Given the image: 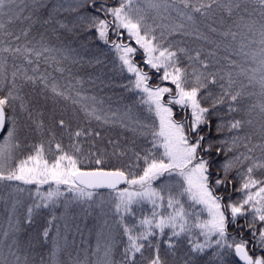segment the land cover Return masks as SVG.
Listing matches in <instances>:
<instances>
[{
  "label": "snow or ice",
  "instance_id": "snow-or-ice-1",
  "mask_svg": "<svg viewBox=\"0 0 264 264\" xmlns=\"http://www.w3.org/2000/svg\"><path fill=\"white\" fill-rule=\"evenodd\" d=\"M0 264H264V0H0Z\"/></svg>",
  "mask_w": 264,
  "mask_h": 264
},
{
  "label": "trees",
  "instance_id": "trees-1",
  "mask_svg": "<svg viewBox=\"0 0 264 264\" xmlns=\"http://www.w3.org/2000/svg\"><path fill=\"white\" fill-rule=\"evenodd\" d=\"M64 16L67 18L66 22H70L72 17L69 16L68 14H64ZM84 40V37L81 36L78 32V30H76V34L73 33H64V37H63V45L68 46L69 48H75L77 49V52H69L70 56H74L79 58V56H84L85 57V67L83 69L80 68L79 65H75L72 64L71 61L66 62L67 65L69 67H71L73 69V74L77 77H82L84 78V80L86 81L84 88L87 89V93L88 95H96L98 98H103L104 99V108H107L110 104L112 105L113 109L117 106V102L119 100V96L120 93L122 91V89L119 88H109V87H105L103 84H100L99 82H97V85H91L89 83H87L88 80V76L91 74L93 76L96 75H101L100 71H99V66L97 68H91V67H87L86 65V59L90 58L93 54L99 55V52H96L95 49H93V51L91 52H86L84 50V48L81 47V42ZM60 43V42H58ZM111 54H109V59H110ZM111 64L109 63V66L107 69H105V73L106 75L104 76L105 79H110L111 77H113L115 75V73H113L111 71ZM49 71H51V69H49ZM59 75V74H56ZM116 79H119V77L117 76ZM101 89H103V91H101ZM109 97H111V99L109 100ZM41 221L39 222L42 226H43V220L40 219ZM38 224V225H40ZM89 226H91V221H89ZM35 227V225H34ZM84 233H88L87 230L84 231ZM80 234H71L70 236H74L75 237V244H74V249L76 251L83 249L84 246L77 243L78 241H76V238H78ZM94 235V234H93Z\"/></svg>",
  "mask_w": 264,
  "mask_h": 264
},
{
  "label": "rangeland",
  "instance_id": "rangeland-1",
  "mask_svg": "<svg viewBox=\"0 0 264 264\" xmlns=\"http://www.w3.org/2000/svg\"><path fill=\"white\" fill-rule=\"evenodd\" d=\"M41 220L39 219L37 221V224H35V227L33 226V232H39V230L41 229L42 225L39 223ZM40 224V225H38ZM75 240L74 236H69V250L73 251V254H75V249H74V244H72V240ZM76 241H78L77 243L81 244L85 247H88L89 245L94 246L95 245V236L94 235H88L87 233H83V236L79 235L78 238H76ZM48 246H41L37 248L38 252H44L46 251Z\"/></svg>",
  "mask_w": 264,
  "mask_h": 264
}]
</instances>
